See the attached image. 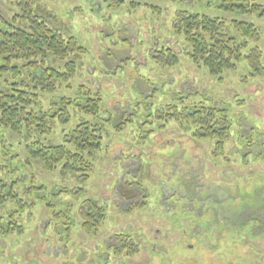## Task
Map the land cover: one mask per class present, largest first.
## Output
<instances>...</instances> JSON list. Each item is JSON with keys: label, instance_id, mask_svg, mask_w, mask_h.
<instances>
[{"label": "rangeland", "instance_id": "rangeland-1", "mask_svg": "<svg viewBox=\"0 0 264 264\" xmlns=\"http://www.w3.org/2000/svg\"><path fill=\"white\" fill-rule=\"evenodd\" d=\"M253 1L264 5V0ZM12 3L0 0L5 16L16 8ZM41 4L56 15L54 26L61 33L85 48L76 72L57 94L74 97L80 85L97 90L101 117L110 118L104 121L102 149L94 154L86 180L61 177L58 167L47 171L16 136L1 133L0 177L12 183L15 197L0 207V224L15 222L18 228L10 233L0 229V264H264L259 226L253 234L229 231L224 223L215 226L225 204L238 201L236 191L264 190V74L251 75L240 61L233 70L210 75L191 61L188 46L172 28L180 10L250 22L260 37L249 47L259 48L264 66V16L225 10L218 0ZM164 48L177 55V63L162 64L156 58ZM55 66L63 67V62ZM25 76L3 75L0 90ZM49 98L42 96L46 102ZM199 104L225 109L231 124L221 154L214 150L215 139H194L195 126L171 116ZM74 111L70 108L69 122H57L44 142L61 144L79 120H93ZM249 135L252 153L244 156ZM128 182L144 192L125 198L132 188ZM194 190L196 196L191 195ZM86 198L105 209L93 234L81 228L80 207ZM131 201L141 206L130 207ZM126 241L130 248L114 254L113 245Z\"/></svg>", "mask_w": 264, "mask_h": 264}, {"label": "trees", "instance_id": "trees-1", "mask_svg": "<svg viewBox=\"0 0 264 264\" xmlns=\"http://www.w3.org/2000/svg\"><path fill=\"white\" fill-rule=\"evenodd\" d=\"M218 1L228 11L264 16V5L253 0ZM12 5L16 8L13 12L11 9L9 15L5 16L0 11V78L7 73L16 76L25 72L26 76L7 83L0 90L1 142L5 140L1 133L11 132L24 143L29 156L41 162L47 171L58 167L61 177L72 175L86 180L92 171L94 154L102 149L104 121L110 117H101L104 114L100 111L102 98L97 90L80 85L74 97L57 94L59 86L67 83L76 72L80 64L79 56L85 52V48L75 37L64 36L54 26L57 17L41 4V0H13ZM172 28L174 34L182 37L188 46L187 54L191 61L204 66L210 75L233 70L240 61L248 65L251 75L264 74L261 51L257 46L249 47L250 41H257L260 37L258 28L252 23L180 10L175 15ZM160 53L156 58H160L162 64L178 62L177 55L171 49L164 48ZM69 56H72L71 59H68ZM57 61L63 62V67H56ZM43 95L44 98L49 96V101H44ZM70 108L76 110L75 114L92 116L93 120H79L63 135L61 144L44 142L45 137L54 132L57 122H69ZM171 116H176L178 121H190L195 126L192 131L194 139H215L214 150H218L217 154L222 153V144L229 135L231 124L225 109L199 104L185 106ZM120 125H116L118 129H121ZM249 136L252 139L245 140L250 143L245 145L248 151L244 156L252 148L253 136ZM126 184L131 185L129 182ZM129 189V193L123 194L127 199L144 192L139 184ZM195 193L194 190L191 195L196 196ZM146 196L144 193L143 197ZM14 197L12 183L0 177V207ZM235 200L238 201L232 206L225 204V210L219 213L221 217H217L215 226L224 223L223 227L229 231L234 229L241 232L246 229L252 234L259 226L258 235L264 234V190L257 189L246 194L236 191ZM223 201L226 202L225 199ZM131 206L141 204L131 201ZM80 218L81 228L93 234L105 219V209L98 200L86 198L80 207ZM17 228L15 222L14 226L0 224L4 233ZM127 244V241L115 243L114 254L120 255L123 247L130 248L131 245ZM125 252L126 255L132 254L129 250Z\"/></svg>", "mask_w": 264, "mask_h": 264}]
</instances>
